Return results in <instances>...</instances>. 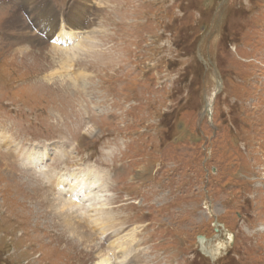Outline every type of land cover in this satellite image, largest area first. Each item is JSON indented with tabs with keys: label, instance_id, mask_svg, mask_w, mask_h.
<instances>
[{
	"label": "rangeland",
	"instance_id": "1",
	"mask_svg": "<svg viewBox=\"0 0 264 264\" xmlns=\"http://www.w3.org/2000/svg\"><path fill=\"white\" fill-rule=\"evenodd\" d=\"M30 1L0 0V264L115 252L58 216L91 221L55 179L90 167L140 264H264V0ZM76 4L75 41L32 29Z\"/></svg>",
	"mask_w": 264,
	"mask_h": 264
},
{
	"label": "bare ground",
	"instance_id": "2",
	"mask_svg": "<svg viewBox=\"0 0 264 264\" xmlns=\"http://www.w3.org/2000/svg\"><path fill=\"white\" fill-rule=\"evenodd\" d=\"M26 4L27 7L25 9L28 10L30 8L31 12L37 11V9L34 7V1L31 3L30 0H24V7ZM86 14L85 8L76 4L73 8L70 7V11H68V14L64 16L65 19H62L57 13L52 14L50 12L43 14L40 13L39 17L36 19L31 17L30 19H33L32 29L46 36L53 34L56 29H58V33L56 34V42L59 41L60 44L67 43L68 40L75 41L74 39H76L79 35V30L82 29L84 24L87 22ZM18 19L19 18L17 17L15 21L19 23L20 20L17 21ZM81 49L82 47L80 44L73 46L71 50L74 53L73 55L68 56L71 59H76V57H78L79 53L81 52ZM28 160L32 165H39L38 162L41 160L43 161L44 156L41 153L31 154ZM105 175L106 173L100 172L94 167H90L86 171L76 170L63 174L57 173L55 178L57 187L61 189H67V198L65 197L64 200L60 197L62 208L64 210L68 209L69 211H72L74 208H76L79 211L78 213H81L82 211L87 213V210H90V207L92 208L96 206L93 208V211L91 210L88 213L90 215L93 214L90 217L91 221L83 219L77 221V218L74 217L73 214H58L62 220L61 225L64 226L67 233L71 234V236L77 239L78 242L88 243L90 241V245L91 242L100 237L101 240H105V242L109 243L115 252L110 256H100L101 252L99 255L97 254L99 257L98 264H140L137 254H133L131 252L135 242L136 232L133 231L131 237L126 238L122 223L117 221L116 218L110 215V213L109 215H106L104 212V209L109 204V202L104 199L103 196V193H107L109 190V186L107 187L105 183L108 181V175H106V177ZM83 217L85 218V216ZM83 221L86 224H83ZM90 224L94 227V232L91 231L89 226ZM201 242L207 255L215 258L216 255L219 254L218 247L214 246L212 242H207L205 238H202ZM96 246H98V244ZM221 246H223V244Z\"/></svg>",
	"mask_w": 264,
	"mask_h": 264
}]
</instances>
